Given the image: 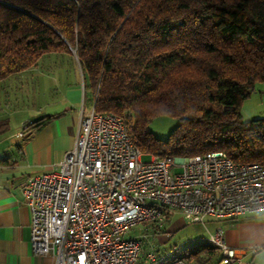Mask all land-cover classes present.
Instances as JSON below:
<instances>
[{
	"label": "trees",
	"instance_id": "trees-1",
	"mask_svg": "<svg viewBox=\"0 0 264 264\" xmlns=\"http://www.w3.org/2000/svg\"><path fill=\"white\" fill-rule=\"evenodd\" d=\"M51 53L79 64L95 110L125 116L143 152L264 163V116L240 110L264 81V0H0V80ZM163 114L179 120L167 138L148 126ZM201 254L220 258L205 243L185 253Z\"/></svg>",
	"mask_w": 264,
	"mask_h": 264
},
{
	"label": "built area",
	"instance_id": "built-area-1",
	"mask_svg": "<svg viewBox=\"0 0 264 264\" xmlns=\"http://www.w3.org/2000/svg\"><path fill=\"white\" fill-rule=\"evenodd\" d=\"M143 154L125 116L98 112L93 103L63 159L22 186L32 251L52 253L55 264H188L187 250L205 243L220 253L214 264L243 259L220 226L170 248L146 249L144 237L148 229L162 233L175 210L203 225L208 216L264 211V163L237 162L221 149Z\"/></svg>",
	"mask_w": 264,
	"mask_h": 264
},
{
	"label": "crops",
	"instance_id": "crops-1",
	"mask_svg": "<svg viewBox=\"0 0 264 264\" xmlns=\"http://www.w3.org/2000/svg\"><path fill=\"white\" fill-rule=\"evenodd\" d=\"M43 58L56 63L68 57L51 53L41 60ZM69 58L79 72L78 80L66 83L59 90L58 99L49 103L47 109L40 106L30 112L23 118L22 127L10 126L8 131L0 134V264H55L52 253L35 254L31 249V210L23 196L22 186L29 176L49 170L63 159L65 152L75 144L82 116L93 105L85 96L79 64ZM40 62L3 80L11 76L24 79L34 76ZM44 116L48 118L40 129L23 133L24 125ZM172 216L178 222L185 221L178 210L170 218ZM205 225V234L219 226L224 229L226 242L238 248L244 257L235 264L264 262V211L222 218L208 216Z\"/></svg>",
	"mask_w": 264,
	"mask_h": 264
},
{
	"label": "rangeland",
	"instance_id": "rangeland-1",
	"mask_svg": "<svg viewBox=\"0 0 264 264\" xmlns=\"http://www.w3.org/2000/svg\"><path fill=\"white\" fill-rule=\"evenodd\" d=\"M67 60L49 62L43 58L34 76L25 79L11 76L0 81V118L9 120L12 128L22 127V120L37 108L44 107L56 101L59 90L67 83L76 82L79 72L73 61L67 55ZM54 62V63H53ZM47 109V108H46ZM240 110L244 119L264 116V81L258 80L253 91L243 100ZM28 120V119H26ZM178 118L163 114L154 117L148 124L149 129L160 138H167L178 124ZM156 155V154H155ZM149 154H143V159H149ZM206 228L200 222H178L175 216L169 218L164 226V231L155 235L148 229L144 237L146 249L152 247L170 248L175 244L185 243L191 239L205 237ZM140 226L131 234H139ZM216 255L207 258L205 254L191 256L189 264H214ZM259 264H264L259 263Z\"/></svg>",
	"mask_w": 264,
	"mask_h": 264
}]
</instances>
